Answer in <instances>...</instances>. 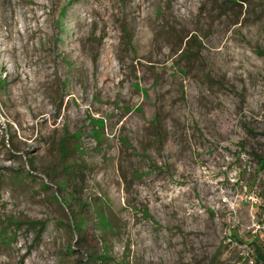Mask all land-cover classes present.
Instances as JSON below:
<instances>
[{
	"label": "rangeland",
	"instance_id": "374dc122",
	"mask_svg": "<svg viewBox=\"0 0 264 264\" xmlns=\"http://www.w3.org/2000/svg\"><path fill=\"white\" fill-rule=\"evenodd\" d=\"M262 158L264 0H0V264H264Z\"/></svg>",
	"mask_w": 264,
	"mask_h": 264
},
{
	"label": "trees",
	"instance_id": "16d2710c",
	"mask_svg": "<svg viewBox=\"0 0 264 264\" xmlns=\"http://www.w3.org/2000/svg\"><path fill=\"white\" fill-rule=\"evenodd\" d=\"M261 162H262V165H264V158L261 159ZM79 223L80 224L78 226V231L82 234V232H83L82 230H85L84 223L82 222V220L81 221L79 220ZM106 258H107L106 256L105 257H101V259H103V260L106 259Z\"/></svg>",
	"mask_w": 264,
	"mask_h": 264
}]
</instances>
